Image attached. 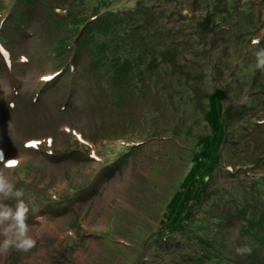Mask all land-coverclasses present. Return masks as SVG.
<instances>
[{
    "label": "rangeland",
    "instance_id": "1",
    "mask_svg": "<svg viewBox=\"0 0 264 264\" xmlns=\"http://www.w3.org/2000/svg\"><path fill=\"white\" fill-rule=\"evenodd\" d=\"M51 5L102 14L95 44L133 72L115 60L101 76L85 48L60 51L70 26ZM22 9L0 0V171L37 245L0 264H264V0H36L19 30Z\"/></svg>",
    "mask_w": 264,
    "mask_h": 264
},
{
    "label": "trees",
    "instance_id": "2",
    "mask_svg": "<svg viewBox=\"0 0 264 264\" xmlns=\"http://www.w3.org/2000/svg\"><path fill=\"white\" fill-rule=\"evenodd\" d=\"M18 1H20L21 5L24 6V9H22V11L20 10V13L17 14L16 17H15L14 14L12 15L11 19L16 18L15 20L18 19L19 21L16 22L13 19V21H11V23L15 22L16 25L19 27V30H21V29H30L29 27H27V26H29V23H27V20H29V17L31 16V14L29 12H31L34 9L36 0H18ZM48 10H49L50 15L53 16L55 22L56 21L57 22H61L62 25H63V22H65V21L69 22L70 32H69L68 36L66 37V39L62 40V43L58 42L60 44L59 45L60 51H62V48H63L64 51L66 52V48H67L69 51H71V52L74 51V52H76L78 54V53L81 52V48H85L86 49L85 51L88 52L90 57H92L91 59L93 60L92 61L93 64L96 65V67H93V68L96 69L98 71V74L101 75V76H103V75H105L106 73L109 72V68L111 67L112 63H115V62H113L115 60L118 61L120 63V65L127 66L128 70L130 69L129 73L131 71L133 72L135 67L131 65L132 61L127 59V58L120 59L119 57H117L113 53H110L111 51H109V47L110 46L108 45V43L102 42L103 45L95 44V43H98V42H96V39L93 36L91 30L90 29L88 30V25L89 24L93 25L94 23H96V25L98 23L100 24V21L103 19L102 14L97 19H94V21H95L94 22V21H92L89 18H87L85 20L77 18L75 20L74 18L71 17V15H72L71 11L72 10H68V11H65V12L62 13V10L59 9V8L54 7V5L53 6L52 5L49 6ZM83 11L85 12L84 9H83ZM203 12H205L204 18H206V19L202 20L204 22L202 24H200L201 28H203V25H206L208 27L210 25V27H211V24H212L211 22H212L213 19H211L210 17L213 16L214 13L209 14L210 12L207 11V7L205 8V10ZM190 16H191V18H193V15H190ZM20 19H23L22 22H20ZM209 21H210V24H209ZM102 24L103 23L100 24L101 27L98 26V25H97V27H100V29H101L103 27ZM84 28L86 30H84ZM104 28L105 27H103V30H104ZM222 28L223 27H221V30L218 31L220 36H224V32L227 33V30H224V29L222 30ZM79 29L80 30H84V31H82L83 32L82 34L85 35L83 40L81 39L82 37H80L77 40V34H79ZM106 29L108 30L107 32H109L108 35L112 36L113 35V31L110 30L109 28H106ZM82 34L81 35L79 34V35L82 36ZM202 39H203V35L199 36L200 43L201 44L203 43V45H205V46L208 45L209 39H203V40ZM225 39H226V41H228V38H225ZM126 42H127L126 39L122 42V44L124 43L123 46L126 44ZM92 43H94V45H96V46L93 47ZM64 44H66V45H64ZM111 47L113 48V46H111ZM132 48L134 49L135 47H132ZM203 50H204L205 53H207L209 55L210 52H209L208 49L206 50L205 48H203ZM208 60H209V67L211 65L212 67L215 68L214 70L217 71L218 70V65L215 64V62H214L213 53L211 54V58L209 57ZM60 66H65V64H61ZM134 73L136 74L137 72L134 71ZM135 78H136V75H135ZM215 81L221 83L220 81H222V80H219L217 78V79H215ZM225 94H226V97H227V88L225 89ZM127 143H130V142H127ZM222 167H224V166L222 165ZM222 167H221V169H222ZM112 169L113 168L108 167V168H106V171H108V172L109 171H113ZM239 169H243V168H241V166H239ZM245 173H246L247 178L249 177L250 180L253 178V176L251 174H249V172H245ZM187 228L188 227H186V228H178L176 230L173 229V230L169 231L168 234H160V235H158V238H160V239H166V238L175 239L178 234H186V233H188L190 231V228L188 230H187ZM197 239H198V241H200L201 243L206 245V243L203 241V239L202 240L199 239V238H197Z\"/></svg>",
    "mask_w": 264,
    "mask_h": 264
},
{
    "label": "clouds",
    "instance_id": "3",
    "mask_svg": "<svg viewBox=\"0 0 264 264\" xmlns=\"http://www.w3.org/2000/svg\"><path fill=\"white\" fill-rule=\"evenodd\" d=\"M259 44V39L253 41ZM255 68L264 70V47L255 50ZM19 162V158H15ZM3 155L0 153V162ZM11 167V166H9ZM24 192L17 189L9 175L0 171V257L14 249L27 253L37 245V240L30 235V225L26 222L30 211L23 199ZM15 200V205L3 203V200Z\"/></svg>",
    "mask_w": 264,
    "mask_h": 264
},
{
    "label": "bare ground",
    "instance_id": "4",
    "mask_svg": "<svg viewBox=\"0 0 264 264\" xmlns=\"http://www.w3.org/2000/svg\"><path fill=\"white\" fill-rule=\"evenodd\" d=\"M42 225H45L44 223H42ZM36 229H38V228H33L32 230H30V234L31 233H33V232H35L36 233ZM49 231L51 232V233H55L58 237L60 236L61 237V234H59L60 232L59 231H57V229H56V227H55V225H50V228H49ZM41 233H42V231H41Z\"/></svg>",
    "mask_w": 264,
    "mask_h": 264
},
{
    "label": "snow or ice",
    "instance_id": "5",
    "mask_svg": "<svg viewBox=\"0 0 264 264\" xmlns=\"http://www.w3.org/2000/svg\"><path fill=\"white\" fill-rule=\"evenodd\" d=\"M45 79H50V77H45ZM79 138V137H78ZM15 161H12L10 164H9V166H14L15 165Z\"/></svg>",
    "mask_w": 264,
    "mask_h": 264
}]
</instances>
